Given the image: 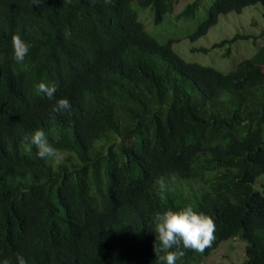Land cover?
Segmentation results:
<instances>
[{
	"label": "trees",
	"instance_id": "obj_1",
	"mask_svg": "<svg viewBox=\"0 0 264 264\" xmlns=\"http://www.w3.org/2000/svg\"><path fill=\"white\" fill-rule=\"evenodd\" d=\"M199 1L174 15L179 0H0V257L160 264L155 213L191 204L212 217L214 239L183 249L177 264H202L235 238L241 264H264V44L223 72L149 33L171 15L192 20ZM257 4L212 0L190 39ZM17 34L30 44L22 63L12 56ZM239 39L257 46L237 35L212 48ZM39 82L56 84L52 100ZM62 97L71 108L54 112ZM38 128L59 164L27 150ZM160 178L171 189L164 199Z\"/></svg>",
	"mask_w": 264,
	"mask_h": 264
},
{
	"label": "rangeland",
	"instance_id": "obj_2",
	"mask_svg": "<svg viewBox=\"0 0 264 264\" xmlns=\"http://www.w3.org/2000/svg\"><path fill=\"white\" fill-rule=\"evenodd\" d=\"M195 0H179L175 13L181 12L189 3ZM212 0H200L195 18L192 20L175 21L174 15L168 16L160 25H154L149 33L166 43L174 40V51L187 62L199 63L216 68L223 72H229L234 65L246 57H251L257 48L264 44V6L262 4L251 5L242 13L231 12L222 15L218 23L202 38L192 41L191 34L206 15ZM152 13L151 10H148ZM151 13L142 15V19L150 22ZM251 36L256 38L257 46L252 40L239 39L222 48H212L215 44L235 36ZM231 48V55L225 54ZM197 50V51H194ZM201 49H208L204 52ZM256 189L264 192V175L256 183ZM245 244L238 238L223 242L214 253L202 264H241L245 259Z\"/></svg>",
	"mask_w": 264,
	"mask_h": 264
},
{
	"label": "clouds",
	"instance_id": "obj_3",
	"mask_svg": "<svg viewBox=\"0 0 264 264\" xmlns=\"http://www.w3.org/2000/svg\"><path fill=\"white\" fill-rule=\"evenodd\" d=\"M31 2L32 5L39 6L42 0H31ZM11 45L13 59L17 63H22L29 52L30 44L17 34L12 37ZM56 87L54 83L39 82L36 91L52 100ZM70 108L71 104L66 97L55 99L52 106L54 112ZM24 139L27 150L31 151L34 146L39 157H51L57 164L64 159L61 151L49 143V138L42 128L26 134ZM157 183L161 199H164V193L171 189L163 178L158 179ZM154 226L159 245L154 246L153 251L160 264H177L178 259L184 255L183 249L201 252L214 239L215 224L212 217L195 210L191 204L175 210L167 208L157 211L154 216ZM15 259L17 264H26L25 258L20 254H17ZM0 264H11V261L7 257H0Z\"/></svg>",
	"mask_w": 264,
	"mask_h": 264
}]
</instances>
